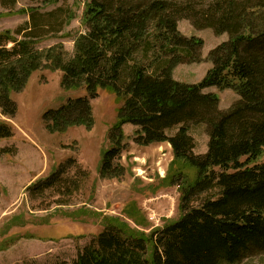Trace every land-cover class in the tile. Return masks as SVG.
Listing matches in <instances>:
<instances>
[{
  "label": "trees",
  "instance_id": "obj_1",
  "mask_svg": "<svg viewBox=\"0 0 264 264\" xmlns=\"http://www.w3.org/2000/svg\"><path fill=\"white\" fill-rule=\"evenodd\" d=\"M200 4L193 9L190 0H88L82 20L86 31L75 37L71 56L60 44L40 51L34 49L38 39L18 40L8 30L0 32L2 116L12 120L16 105L11 96L48 63L62 73L63 90L86 92L44 114L50 131L89 128L90 102L99 90L121 103L112 146L101 158V177L116 178L123 170L117 159L124 150L125 124L138 128L136 144L166 143L171 149L160 186L177 188L180 217L150 235L104 217L103 229L73 264H239L264 254V163H257L264 152V0ZM180 20L228 36L209 52L211 68L196 84L173 79L178 65L201 61L202 40L183 36L177 30ZM210 87L231 90L239 99L220 111L218 96L202 93ZM191 125L206 128L204 155L193 154ZM174 127L177 132L167 135ZM12 137L11 124L0 119V140ZM66 164L31 183L27 192L53 188ZM130 203L123 214L138 222L141 212Z\"/></svg>",
  "mask_w": 264,
  "mask_h": 264
},
{
  "label": "rangeland",
  "instance_id": "obj_2",
  "mask_svg": "<svg viewBox=\"0 0 264 264\" xmlns=\"http://www.w3.org/2000/svg\"><path fill=\"white\" fill-rule=\"evenodd\" d=\"M185 1L174 0L180 4ZM202 1L190 3L193 9H198ZM87 2L0 0V32L8 30L18 40L24 36L38 39L35 50L60 44L71 56L75 37L86 31L82 20ZM25 28L28 29L15 34ZM177 30L183 36L202 40L201 61L178 65L173 79L185 84L199 83L211 68L209 52L227 41L228 36L215 35L211 29H194L186 20L177 22ZM61 77L62 73L47 63L31 75L21 92L11 96L16 105L12 120L0 112V119L11 124L13 130L11 139L0 140V264H73L77 253L103 229L104 217L119 218L131 228L150 235L169 221H176L181 214L177 188L160 186L172 160L171 149L166 143L136 144L138 128L130 124L122 126L124 150L116 160L123 170L117 171L116 178L100 176L101 158L112 146L110 135L121 106L112 93L99 90L91 100L89 128L73 126L62 132L48 129L43 119L45 113L86 95L84 89L63 90ZM202 93L217 95L220 111L239 99L233 91L215 87ZM178 128L167 130L166 134L172 136ZM189 135L194 141L193 154L204 155L208 143L206 128L191 125ZM257 163H264V152ZM61 164L66 165L53 188L27 192L31 183L48 178ZM130 202L142 214L136 215L138 222L123 214ZM239 264H264V254L251 256Z\"/></svg>",
  "mask_w": 264,
  "mask_h": 264
},
{
  "label": "crops",
  "instance_id": "obj_3",
  "mask_svg": "<svg viewBox=\"0 0 264 264\" xmlns=\"http://www.w3.org/2000/svg\"><path fill=\"white\" fill-rule=\"evenodd\" d=\"M160 145H163V144H160ZM168 148L170 149V146L167 144ZM36 179V178H35Z\"/></svg>",
  "mask_w": 264,
  "mask_h": 264
}]
</instances>
